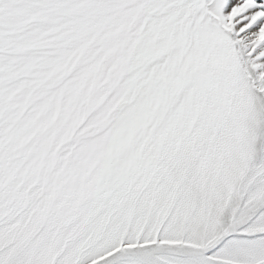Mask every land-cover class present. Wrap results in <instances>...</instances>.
<instances>
[{"label":"snow or ice","instance_id":"obj_1","mask_svg":"<svg viewBox=\"0 0 264 264\" xmlns=\"http://www.w3.org/2000/svg\"><path fill=\"white\" fill-rule=\"evenodd\" d=\"M0 264H264V0H0Z\"/></svg>","mask_w":264,"mask_h":264}]
</instances>
